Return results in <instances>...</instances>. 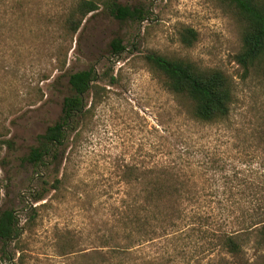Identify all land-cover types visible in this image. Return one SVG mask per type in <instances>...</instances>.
Instances as JSON below:
<instances>
[{"label": "rangeland", "instance_id": "rangeland-1", "mask_svg": "<svg viewBox=\"0 0 264 264\" xmlns=\"http://www.w3.org/2000/svg\"><path fill=\"white\" fill-rule=\"evenodd\" d=\"M80 1L0 0V208L15 210L21 228L0 250V264H235L198 234L136 241L117 228L129 166L178 165L206 209L264 204V69L238 65L242 26L234 12L220 0H120L148 9V19L121 25L101 6L73 33L67 19ZM186 28L197 32L192 46L181 41ZM117 33L126 50L110 57L106 46ZM147 53L222 71L234 89L227 120L192 119ZM90 67L104 97L70 134L63 192L35 203L41 179L22 158L60 115L69 75ZM86 102L90 108L91 94ZM242 256L264 264V250L247 246Z\"/></svg>", "mask_w": 264, "mask_h": 264}, {"label": "trees", "instance_id": "trees-1", "mask_svg": "<svg viewBox=\"0 0 264 264\" xmlns=\"http://www.w3.org/2000/svg\"><path fill=\"white\" fill-rule=\"evenodd\" d=\"M220 1L234 12L242 26V49L236 57L238 65L246 71L254 67L264 69V0ZM101 6L121 25L145 21L149 17L148 9L120 0H81L67 19L69 29L76 33L89 15L98 14ZM197 36L192 28L180 33L182 43L187 46H192ZM125 50L124 38L119 33L106 46L110 57L119 56ZM144 59L168 91L188 106L192 119L203 124L227 120L234 101V89L222 71L204 70L190 61L157 53H147ZM98 78L93 67L69 75L68 94L62 100L60 115L37 136L36 144L22 158V163L32 166L41 179L42 188L32 192L35 203L42 202L50 192H63L66 180L60 172L66 160L70 134L81 129L106 91L97 84ZM115 82V77L111 76L110 84ZM88 94L92 95L90 108L86 102ZM258 138L264 146V133ZM5 144L13 148L11 140ZM122 180L131 186L127 203L117 219L118 231L126 233L125 238L144 241L162 236L179 239L198 234L210 240L212 250L219 249L235 259V264H249L242 256L247 246L256 253L264 250V204L252 207L238 203L228 207L220 204L217 209L196 205L199 191L192 186L186 172L175 164L143 171L137 166H129ZM20 236V221L15 210L0 208V250Z\"/></svg>", "mask_w": 264, "mask_h": 264}]
</instances>
